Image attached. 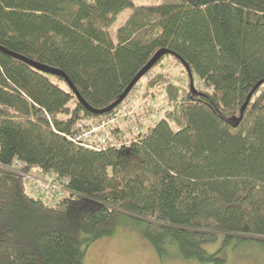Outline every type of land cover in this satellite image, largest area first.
<instances>
[{"label":"trees","instance_id":"1","mask_svg":"<svg viewBox=\"0 0 264 264\" xmlns=\"http://www.w3.org/2000/svg\"><path fill=\"white\" fill-rule=\"evenodd\" d=\"M124 10L113 43L109 29ZM0 47L62 71L95 110L160 49L201 82L192 94L177 58L161 57L145 110L162 118L137 142L97 152L69 140L75 124L122 104L92 114L63 78L0 52V264H83L89 245L118 227L163 262L224 264L232 240L264 250V0H0ZM21 173L63 181L61 195L48 192L47 204ZM219 235L221 249L207 253Z\"/></svg>","mask_w":264,"mask_h":264},{"label":"rangeland","instance_id":"2","mask_svg":"<svg viewBox=\"0 0 264 264\" xmlns=\"http://www.w3.org/2000/svg\"><path fill=\"white\" fill-rule=\"evenodd\" d=\"M135 5H159V4H174L177 0H131ZM130 10H124L119 14L116 21L109 29L113 43H116V30L123 26L125 21L130 16ZM165 71L172 75L173 77L179 76L184 79V74L181 72L182 67L178 65L173 60H168L164 62ZM158 69H153L147 72L134 86L133 92L138 91L142 95L145 101L148 100L149 96L147 94L154 92L147 87V82L158 72ZM201 82H197L194 87H199ZM156 92V97L152 100L159 101L162 94V89ZM147 99V100H146ZM167 104L162 102V107L166 108ZM156 112V109L149 108L147 112ZM103 116L102 118H104ZM97 119V118H96ZM158 117L149 118V122L143 126L145 128L151 126L154 120ZM159 120V119H158ZM96 121L93 120V123ZM23 166V165H22ZM18 165H13L10 170L14 172H21V167ZM23 177L27 180L28 188L32 185L30 177L27 174L21 173ZM31 176V175H30ZM33 178H39L37 176H31ZM45 179V178H44ZM29 181V182H28ZM64 185V183H63ZM50 191V190H47ZM41 192L46 200L48 198V192ZM224 241V237H218L217 241L214 243L204 244L203 248L207 253H215L221 249V244ZM220 258L224 260V264H263L264 263V250L263 248L256 244V242L248 241L247 243H242L237 240H232L223 250L220 252ZM83 264H201L196 261H160L157 257L152 246L143 238L140 237L132 229L125 227H118L115 233L111 237L101 238L93 242L85 251V258Z\"/></svg>","mask_w":264,"mask_h":264},{"label":"built area","instance_id":"3","mask_svg":"<svg viewBox=\"0 0 264 264\" xmlns=\"http://www.w3.org/2000/svg\"><path fill=\"white\" fill-rule=\"evenodd\" d=\"M131 93L123 100L121 109L115 111L109 116L81 119L75 124V133L69 140L83 148L92 151H102L108 148L119 149L137 142L140 138L147 135L150 130L159 121L162 116L160 112H147L145 110L147 101L142 98L140 92L132 90ZM157 116L151 126L145 128L149 122V118ZM93 120L96 122L93 123ZM19 167L22 164L15 162ZM28 177L32 182L29 187L31 194H39L41 192H49L57 200L64 188L63 181L55 178L41 179ZM29 182V181H28ZM52 199L45 200L47 204H52Z\"/></svg>","mask_w":264,"mask_h":264},{"label":"water","instance_id":"4","mask_svg":"<svg viewBox=\"0 0 264 264\" xmlns=\"http://www.w3.org/2000/svg\"><path fill=\"white\" fill-rule=\"evenodd\" d=\"M0 52L11 56L17 60L23 61L26 64H28L29 66H31L32 68L46 73V74H50V75H55V76H59L61 78H63L65 80V82L68 84L69 88L71 89V91L74 93L75 97L77 98V100L84 106L85 109H87L90 113L95 114V115H101V114H105L108 113L110 111H112L113 109H115L118 105H120L122 103V101L124 100V98L126 97V95L134 88V86L138 83V81L161 59V57H163L164 55H172L175 58H177V60L181 63V65L183 66V68L185 69L188 79H189V91L192 94H198L197 90L194 87V83H193V78H192V73L191 70L189 69L188 65L178 56H176L173 52L167 50V49H160L159 51H157L152 57L151 59L137 72V74L132 78V80L129 82V84L126 86V88L123 90V92L118 96V98L109 106H107L104 109L101 110H95L93 108H91L89 105H87V103H85L83 101V99L80 97V95L78 94L77 90L75 89V87L70 83V81L68 80V78L65 76V74L55 68H50L44 65H40L38 63L32 62L29 59H26L22 56L16 55L2 47H0ZM261 84V82L257 83V85H255V87L253 88V90L255 88H257L259 85ZM252 90V92H253ZM252 93L247 97L245 104H243L241 110H240V117L232 120L233 125L237 126V124L239 123V121L242 118L243 115V110L245 109V107L248 104V100L250 99ZM227 122H231L230 120H226Z\"/></svg>","mask_w":264,"mask_h":264},{"label":"bare ground","instance_id":"5","mask_svg":"<svg viewBox=\"0 0 264 264\" xmlns=\"http://www.w3.org/2000/svg\"><path fill=\"white\" fill-rule=\"evenodd\" d=\"M131 93V92H130ZM130 93H128L126 96H128ZM124 99H126V98H124ZM123 102V101H122ZM122 104V103H121Z\"/></svg>","mask_w":264,"mask_h":264}]
</instances>
